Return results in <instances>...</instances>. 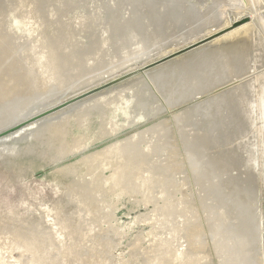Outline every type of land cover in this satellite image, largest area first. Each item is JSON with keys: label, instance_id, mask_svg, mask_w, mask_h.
Masks as SVG:
<instances>
[{"label": "rangeland", "instance_id": "1", "mask_svg": "<svg viewBox=\"0 0 264 264\" xmlns=\"http://www.w3.org/2000/svg\"><path fill=\"white\" fill-rule=\"evenodd\" d=\"M226 21L207 39L250 26L137 79ZM106 79L132 84L4 145L62 264H264V0H0V127ZM112 156L143 171L101 184Z\"/></svg>", "mask_w": 264, "mask_h": 264}, {"label": "bare ground", "instance_id": "2", "mask_svg": "<svg viewBox=\"0 0 264 264\" xmlns=\"http://www.w3.org/2000/svg\"><path fill=\"white\" fill-rule=\"evenodd\" d=\"M240 17H242V16H238V17H236L235 18V20H237L238 18H240ZM233 21H229V22H227L226 21V23H224L225 25H223V26H225V27H223V28H220V29H218V30H216V31H207V33H204V34H201V35H198V36H194V37H192V39L191 40H189V41H186V42H184L183 44H180V45H178V46H176L175 48H172V49H168L167 51H163V52H161L160 54H156V55H152V57H150V58H148V59H145V61H142V62H140V67L138 66V69H141V73H136L137 74V79H142L143 77L144 78H146L147 76H150V78L151 77H155L156 75H160L161 74V71H165V70H168L169 68H170V66H175L177 63H179V62H181V61H183V60H185V59H188V58H192V56L194 55V54H196V53H198V52H200L202 49H206L207 48V46H211V45H213V44H215V43H218V42H220L221 40H223V39H225V38H229L230 36H235V35H237L238 36V32L239 33H243L244 32V30L246 29V28H248L250 25H248V23L247 22H245V23H242V24H238L237 25V27H234V28H231V29H229L228 31H226V32H224L223 34H221V35H219V36H216V37H213V38H210V39H207L209 36H212V35H214V34H217L218 32H220L221 30H223L224 28H228V27H231L235 22H237V21H235V22H233ZM232 25H231V24ZM230 24V25H229ZM107 26V25H106ZM252 27H254V26H252ZM110 29V28H109ZM252 29V28H251ZM101 30H102V28H101ZM111 30V29H110ZM105 31V30H104ZM108 31V30H107ZM112 31V30H111ZM243 31V32H242ZM110 32V31H109ZM111 33V32H110ZM100 34H101V32H100ZM104 34V33H103ZM107 35H108V33H107ZM110 35V34H109ZM242 35V34H241ZM245 35V34H244ZM101 37V36H100ZM105 38H106V36H105ZM207 39V41H205V42H202V41H204V40H206ZM106 40H107V38H106ZM241 40V39H240ZM101 40H99V42H100ZM228 41V40H227ZM234 41V40H233ZM238 41V40H237ZM104 42V41H103ZM105 42H107V41H105ZM202 42V43H201ZM42 43V42H41ZM197 43H199V44H197ZM241 43V42H240ZM100 44H102V43H100ZM105 44V43H104ZM87 46V45H86ZM192 46V47H191ZM101 47V46H100ZM105 47V46H104ZM188 47H191V48H189V49H187ZM44 48V47H43ZM86 48H88V47H86ZM102 48V47H101ZM101 48H100V50H101ZM74 49V48H73ZM122 49V48H121ZM142 49V48H141ZM183 49H187V50H184V51H181L180 53H176L177 51H180V50H183ZM88 50V49H87ZM132 50V49H131ZM136 50H138V49H136ZM145 50V49H144ZM89 51V50H88ZM62 52H64V51H62ZM73 52V51H72ZM92 52V51H91ZM131 52V51H130ZM136 52V51H135ZM143 52V51H142ZM93 53V52H92ZM115 53V52H114ZM125 53V52H124ZM138 53V52H137ZM176 53V55H174L173 56V54H175ZM54 54V53H53ZM50 55V54H49ZM65 55V54H64ZM63 55V56H64ZM114 55V54H113ZM172 55V56H171ZM69 56V55H68ZM168 56H170V57H168ZM56 57V56H55ZM134 58H135V56H133ZM138 57V56H137ZM166 57H168V58H166ZM52 58H53V55H52ZM58 58V57H57ZM165 58V59H164ZM172 59V60H171ZM125 60V59H124ZM123 60V61H124ZM52 62H53V60H51ZM55 62L57 61V60H54ZM96 61V60H95ZM121 61V60H120ZM186 61V60H185ZM138 62V61H137ZM136 62V63H137ZM122 63V62H121ZM59 64V63H58ZM116 64V63H115ZM124 64V63H123ZM175 64V65H174ZM52 65V64H51ZM54 65V64H53ZM57 65V64H56ZM117 65V64H116ZM55 66V65H54ZM53 66V67H54ZM58 66H60L61 67V65H58ZM115 66V65H114ZM147 66H150V67H147ZM177 66V65H176ZM51 67V66H50ZM98 67V66H97ZM105 67V66H104ZM62 68H64V67H62ZM107 68V67H106ZM106 68H103V69H106ZM127 68V67H126ZM50 69H52V68H50ZM54 69V68H53ZM111 69V68H110ZM109 69V70H110ZM121 69V68H120ZM133 69V68H132ZM131 69V70H132ZM48 70H49V68H48ZM127 70V69H126ZM134 70V69H133ZM54 71V70H53ZM98 71H100V70H98ZM104 71V70H103ZM107 71V70H106ZM122 71H125L124 69L122 70ZM48 72H50V71H48ZM83 72V71H82ZM95 72V71H94ZM93 71H92V73H94ZM102 72V71H101ZM124 73V72H123ZM128 73V72H127ZM131 73V72H130ZM112 74V73H111ZM125 74V73H124ZM93 75V74H92ZM97 75V74H96ZM95 75V76H96ZM98 75H99V73H98ZM97 75V76H98ZM114 75H115V73H114ZM118 75H120V74H118ZM118 75H117V77H118ZM122 75V74H121ZM139 75H141V77L140 78H138V76ZM162 75V74H161ZM72 76V75H71ZM109 76V75H108ZM134 76V75H133ZM99 77V76H98ZM112 78H113V76H111ZM122 77V76H121ZM136 77V76H135ZM159 77V76H158ZM74 78V77H73ZM82 78V77H81ZM104 78V77H103ZM130 79L131 78H133V77H129ZM70 79L72 80V78L70 77ZM100 79V78H99ZM98 79V80H99ZM109 79V78H108ZM108 79H106V80H102V81H99V83L98 82H93L94 84H90V85H87V86H84L82 89H80V87H79V90H77V91H75V92H73V93H69L68 95H66V96H64V97H62V98H59V99H55L54 101H50L51 102V104H48V105H46V106H43V107H41V108H36L37 110H35L34 112L33 111H31V112H29L28 110V113H26L27 111H25V115H24V113H22L23 114V116H21L20 118L19 117H17L18 119H16L15 120V118H14V121H11V122H9L8 123V121H9V119L7 120V123H4V124H6L5 126H2V123H1V126L2 127H0V130L1 129H4V128H6V126H8V125H12V124H15V123H18V122H20L21 120H23V119H26V118H30V117H32V116H36L38 113H42L43 111H47V109H51V108H54V107H56V106H58L59 104H62L63 102H68V101H70V100H72V99H75V98H77V97H80V98H78L77 100H73L72 102H70V103H68V105H66V106H64V107H61V108H58V109H55L52 113H50V114H47V115H45V116H42V117H40V118H37V120H35V121H33V122H30V123H27V124H25V125H23V126H21V128L20 129H18V130H15V131H12V132H10V133H7L5 136H3V137H1L0 138V141H1V143H3V145H9V144H12V143H16V141L15 140H17V138L18 137H20V136H22V134H24V133H27V132H29V131H32V130H35V129H37V127L39 126V128H38V130L40 129V125H42V127H44L43 126V124L45 125V124H50V126H51V123H53V125L55 124V122L60 118H62V117H64V118H66L65 116L66 115H69V113H74V114H76L77 113V111H80V110H84V108H87V107H89V106H93V104L94 103H96V102H98L99 100H101L102 98H106L108 95H110L111 93L113 94V92L115 91L116 93L118 92V93H121L122 91H124V90H126L125 88L126 87H128V85L130 86V83L132 84V80H130V79H126V80H123V81H119V82H117V83H115L113 86H108L107 87V85L109 84V83H111L112 81H110V82H107L108 81ZM115 79V78H114ZM113 79V80H114ZM134 79V78H133ZM137 79H136V81H137ZM148 79H149V77H148ZM153 79V78H152ZM158 79V78H157ZM80 80V79H79ZM110 80V79H109ZM130 80V81H129ZM160 80H161V78H160ZM76 82H77V80H75ZM81 81H85V80H81ZM88 81H89V79H88ZM135 81V80H134ZM133 81V82H134ZM153 81H155V80H153ZM80 82V81H79ZM92 82V81H91ZM103 82H105V83H103ZM138 82H140V81H138ZM158 82V81H157ZM156 82V83H157ZM83 83H85V82H83ZM137 83V82H136ZM152 83V82H151ZM153 83H155V82H153ZM86 84H87V81H86ZM89 84V83H88ZM138 84V83H137ZM150 84V83H149ZM75 85V84H74ZM85 85V84H84ZM152 85V84H151ZM68 86V85H67ZM71 86H72V84H71ZM146 86V85H145ZM145 86H144V88H145ZM156 86V85H155ZM132 87V86H131ZM159 87V86H158ZM67 89H68V87H66ZM72 88V87H71ZM71 88H69V90H71ZM74 88V87H73ZM143 88V89H144ZM153 88V87H152ZM67 89H65L64 88V90H67ZM135 90V89H134ZM133 90V91H134ZM151 90H153V89H151ZM156 90V89H155ZM68 91V90H67ZM132 91V90H131ZM138 91V90H137ZM137 91L135 92V95H136V93H137ZM143 91V90H142ZM142 91H140V92H142ZM66 92V91H65ZM114 92V93H115ZM150 91H148V93H149ZM152 92V91H151ZM67 94V93H66ZM126 94H128V93H126ZM138 94V93H137ZM116 96H117V94H115ZM138 95H140V94H138ZM144 95H145V93H144ZM150 95V94H149ZM150 96H152V95H150ZM56 98V97H55ZM142 98V97H141ZM140 98V99H141ZM105 100V99H104ZM136 100H139L138 98L136 99ZM141 100H144L143 98L141 99ZM141 100H139L140 102H142L143 103V101H141ZM46 101V100H45ZM45 101H43V102H45ZM49 101V100H48ZM110 101V100H109ZM43 102H42V104H43ZM99 103V102H98ZM125 103V102H124ZM137 103V102H136ZM95 105V104H94ZM144 105V104H143ZM147 106V105H146ZM96 107V106H95ZM125 108V107H124ZM168 108V107H167ZM91 109H93V108H91ZM140 109V108H139ZM145 109V108H144ZM22 111H24V110H22ZM89 111V110H88ZM146 111H148V110H146ZM151 111H152V109H151ZM151 111H150V113H151ZM6 112V111H5ZM7 112H9V111H7ZM17 112V111H16ZM76 112V113H75ZM154 112V111H153ZM20 113V112H19ZM18 113V114H19ZM139 113V112H138ZM79 114V113H78ZM93 114V113H92ZM145 114V113H144ZM152 114V113H151ZM149 115V114H148ZM14 116V115H13ZM70 116V115H69ZM71 116H74V115H71ZM78 116V115H77ZM4 117V116H3ZM12 117V116H11ZM75 117V116H74ZM146 117V116H145ZM9 118V117H8ZM176 118V117H175ZM7 119V118H6ZM5 119V120H6ZM11 120L13 119V118H10ZM71 119V118H70ZM75 118H72V120H74ZM176 119H178V118H176ZM78 120V119H77ZM179 121H180V119H178ZM75 121H76V119H75ZM2 122H4V121H2ZM66 122V121H65ZM109 122V121H108ZM57 123V122H56ZM62 123V122H61ZM64 123V122H63ZM67 123H68V120H67ZM60 124V123H59ZM58 124V125H59ZM65 124V123H64ZM113 124V123H112ZM38 125V126H37ZM63 124H61L60 126H62ZM158 125H160V124H158ZM47 126H49V125H47ZM102 126V125H101ZM35 127V128H34ZM56 127V126H55ZM86 127V126H85ZM112 127H113V125H112ZM45 128V127H44ZM47 128V127H46ZM50 128V127H49ZM53 128V127H52ZM60 128V127H59ZM59 128H57V130L59 129ZM67 128H69V127H67ZM67 128H65V130L67 129ZM72 128V127H71ZM70 128V129H71ZM83 128V127H82ZM92 128V127H91ZM114 128V127H113ZM156 128H158L157 126H156ZM70 129H68V131L67 132H69L70 131ZM88 128L86 127V129H84V130H87ZM103 129H106L104 126H103ZM160 129V128H159ZM158 129V130H159ZM47 130H48V128H47ZM51 130H53V129H51ZM55 130V129H54ZM92 130H94V129H92ZM64 131V130H63ZM161 131V130H160ZM35 132H36V130H35ZM45 132H46V130H45ZM48 132V131H47ZM51 132H53V131H51ZM50 132V133H51ZM60 132V131H59ZM65 132V131H64ZM73 132H74V129H73ZM152 132V131H151ZM30 133V132H29ZM62 133V132H61ZM75 133V132H74ZM48 135H49V133H47ZM53 134H56V132H54ZM63 134V133H62ZM70 134V132L67 134V135H69ZM142 134V133H141ZM34 135L36 136L37 135V133H34ZM33 135V136H34ZM52 135V133L50 134V136ZM65 135H66V133H65ZM72 134H70L68 137H69V139H70V136H71ZM131 135V134H130ZM59 135L57 134V137H58ZM74 136V135H73ZM28 137V136H27ZM32 137V136H31ZM30 137V138H31ZM61 137V135L59 136V138ZM68 137L66 136V139H68ZM143 137V136H142ZM54 139L56 138V137H53ZM52 138V140H54ZM58 138V140H60ZM62 138H65L64 136L62 137ZM125 138H127V136L126 137H124V139ZM141 138V137H140ZM19 139V138H18ZM72 139V138H71ZM74 140V139H73ZM143 140V139H142ZM57 141V140H56ZM64 141H65V139H64ZM82 141V140H81ZM152 141V140H151ZM19 142V141H18ZM22 142V141H21ZM66 142V141H65ZM65 142H64V145L62 144V146H64V147H66L65 145H67V144H65ZM117 142V141H116ZM61 143V142H60ZM67 143V142H66ZM143 143V142H142ZM19 144V143H18ZM86 144V143H85ZM113 144V143H112ZM117 144V143H116ZM123 144V143H122ZM127 144V143H126ZM15 146H17V144H14ZM71 145V144H70ZM107 145H109V144H107ZM106 145V146H107ZM114 145V144H113ZM137 145V144H136ZM39 146V145H38ZM71 146H73V145H71ZM77 146V145H76ZM118 146V145H117ZM125 147V145H121V146H119V148H117L116 150H117V155H118V152H120V150H121V152H122V150H123V148ZM128 146H129V144H128ZM128 146H126V148L127 149H129L128 148ZM131 146H133V145H131ZM46 147V146H45ZM111 147V146H110ZM41 148V147H40ZM49 148V147H48ZM103 148H104V146H103ZM103 148H101V149H103ZM107 148V147H106ZM133 148V152H135L136 150L134 149V147H132ZM78 149H82V148H78ZM100 149V150H101ZM119 149V150H118ZM126 149V150H127ZM76 151H79V150H77V149H75ZM74 150V151H75ZM68 151V150H67ZM102 151V150H101ZM129 151H130V149H129ZM72 152V151H71ZM93 152V151H92ZM91 152V153H92ZM95 152V151H94ZM98 152V151H97ZM131 152H132V150H131ZM171 152V151H170ZM90 153V154H91ZM98 153H100V152H98ZM136 154H137V151L135 152ZM154 153H156V152H154ZM95 154H96V152H95ZM188 154H189V152H188ZM50 155V154H49ZM88 155V154H87ZM84 156V157H87V160H88V156ZM91 155H94V153L93 154H91ZM193 155H194V153H193ZM59 156V155H58ZM109 156H111V155H109ZM122 156V155H121ZM185 156V155H184ZM83 157V158H84ZM93 157V156H92ZM105 157V156H104ZM186 157H188V156H186ZM91 158V157H90ZM134 158H137V156L135 157V155H134ZM133 158V160H135ZM119 158L117 157V158H113V156L112 157H110L109 159H107V158H101V160L98 158V160H100V161H98L99 163H97L96 165L97 166H95V164H94V167H97V168H100L101 166H103L104 165V168H106V165H107V168H108V166H110L111 167V169L112 170H110V171H112V174H111V176L109 177V178H107L106 179V177L104 176V177H102V180L105 178L106 180H107V182H105V183H101V184H105V185H107L106 183H117L118 181H119V184H120V180H122L124 177H125V175H126V171H128V174L129 173H134V171H137L136 172V174L138 175V174H140L143 170H141V165L142 164H144L145 163V161L144 160H139L138 162L137 161H135V162H137V164L136 163H134V165H131L130 164V162L132 161H130L129 162V160H128V162H126V164L128 165V163L133 167H124L123 168V166L121 165L122 164V162H121V159L120 160H118ZM131 159H132V157H131ZM190 159V158H189ZM82 160V159H81ZM125 160V159H124ZM166 160V159H165ZM175 160V159H174ZM85 161V163L84 164H86L85 166H87V163L88 162H86V160H84ZM92 161V160H91ZM55 162V161H54ZM90 162V161H89ZM134 161H132L131 163H133ZM194 162V161H193ZM75 163V162H74ZM78 163V162H77ZM82 163V162H81ZM90 163H88V165H89ZM126 164H123V165H125L126 166ZM152 164V163H151ZM175 164V163H174ZM173 164V165H174ZM153 165V164H152ZM156 165V164H155ZM90 166V165H89ZM129 166V165H128ZM83 167V166H82ZM88 167V166H87ZM92 167V166H91ZM93 167V168H94ZM110 167L108 168V169H110ZM156 167V166H155ZM162 167V166H161ZM164 167V166H163ZM162 167V168H163ZM132 168V169H131ZM150 168V167H149ZM79 169V168H78ZM101 169H103V168H101ZM121 169V170H120ZM150 169H153V168H150ZM164 169V168H163ZM168 169V168H167ZM179 168H177V170H178ZM70 170V169H69ZM118 170H120V172L118 171ZM158 170V169H157ZM166 170V169H165ZM60 171V170H59ZM169 171V170H168ZM179 171V170H178ZM98 172V171H97ZM119 172V173H118ZM170 172H172V171H170ZM90 174V173H89ZM166 174H167V172H166ZM177 174V173H176ZM97 175V174H96ZM161 175V174H160ZM175 175V174H174ZM98 176V175H97ZM131 176V175H130ZM99 177V176H98ZM98 177H95L96 179L98 178ZM111 177H114V179L113 178H111ZM129 177V176H128ZM152 178H153V176H152ZM118 179H120V180H118ZM129 179H130V177H129ZM96 181V180H95ZM128 182H129V184H131L130 183V181L128 180ZM95 183V182H94ZM97 183V184H96ZM96 186L98 187V183H100V182H97L96 181ZM179 183V182H178ZM182 183V182H181ZM51 184V183H50ZM118 185V184H117ZM79 186V185H78ZM95 186V187H96ZM101 186V185H100ZM100 186L98 187V188H100ZM112 186V185H111ZM116 186V185H115ZM122 186V185H121ZM124 186V185H123ZM127 186V185H126ZM49 187V186H48ZM68 187V186H67ZM114 187V186H113ZM120 187V186H119ZM119 187H117V188H119ZM70 188V187H69ZM101 189V188H100ZM121 189V188H120ZM58 190V189H57ZM127 190V189H126ZM71 191H72V189H71ZM122 191V190H121ZM173 191V190H172ZM180 191V190H179ZM69 192V191H68ZM96 192V191H95ZM117 192V191H116ZM98 193V192H97ZM179 193V192H178ZM103 194V193H102ZM105 194V193H104ZM70 195V194H69ZM100 195H101V193H100ZM173 195V194H172ZM42 197V196H41ZM101 197V196H100ZM40 198V197H39ZM102 198H103V196H102ZM101 198V199H102ZM70 199V198H69ZM93 199H95L94 197H93ZM157 200V199H156ZM88 201H90V200H88ZM96 201V200H95ZM97 201H100L101 202V200H97ZM133 201V200H132ZM177 201V200H176ZM140 202V201H139ZM83 203V202H82ZM92 203H94L93 205H91V203L89 204V202L86 204L85 202H84V204H86V205H91L90 207V210H86L85 209V206H82L86 211H91V209L93 208V206L95 205V204H97L96 202H93L92 201ZM83 204V205H84ZM152 204H154V203H152ZM77 205H79L78 203H77ZM82 205V204H81ZM88 205V206H89ZM176 205V204H175ZM100 206V205H99ZM104 206V205H103ZM105 207V206H104ZM80 208H81V206H80ZM83 208H81V209H83ZM95 208V207H94ZM101 208H103V207H101ZM89 209V208H88ZM51 210V209H50ZM174 211H176V210H174ZM78 212V211H77ZM190 214V213H189ZM74 216V215H73ZM74 220H76V219H74ZM80 222V221H79ZM138 223V222H137ZM113 226V225H112ZM153 226V225H152ZM152 228V227H151ZM90 229H92V228H90ZM110 230V229H109ZM113 230V229H112ZM111 230V231H112ZM115 230V229H114ZM93 231V230H92ZM110 232V231H109ZM115 231H113L112 233H114ZM86 233V232H85ZM89 233V232H88ZM116 234V233H115ZM88 237V236H87ZM106 237V236H105ZM105 239V238H104ZM152 239V238H151ZM102 240V239H101ZM106 240V239H105ZM104 240V241H105ZM103 241V240H102ZM149 241V240H148ZM106 242L107 241H105V244H106ZM174 242V241H173ZM102 245V244H101ZM104 245V244H103ZM102 245V246H103ZM100 246V245H99ZM180 246V245H179ZM96 247V246H95ZM104 247H105V245H104ZM103 248V247H102ZM150 257H152V256H150ZM189 259V258H188ZM150 263H151V261H150Z\"/></svg>", "mask_w": 264, "mask_h": 264}, {"label": "water", "instance_id": "3", "mask_svg": "<svg viewBox=\"0 0 264 264\" xmlns=\"http://www.w3.org/2000/svg\"><path fill=\"white\" fill-rule=\"evenodd\" d=\"M78 98L6 126L0 130V138ZM0 264H62L1 141Z\"/></svg>", "mask_w": 264, "mask_h": 264}]
</instances>
